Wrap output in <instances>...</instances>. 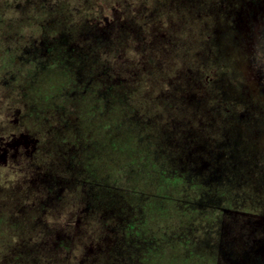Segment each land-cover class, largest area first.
I'll use <instances>...</instances> for the list:
<instances>
[{
	"label": "rangeland",
	"instance_id": "rangeland-1",
	"mask_svg": "<svg viewBox=\"0 0 264 264\" xmlns=\"http://www.w3.org/2000/svg\"><path fill=\"white\" fill-rule=\"evenodd\" d=\"M12 1L14 0H0V11L2 8L7 9V4ZM102 1L104 10L102 7L101 11L112 19L111 11L113 10L115 16H121L117 10L123 7L128 14L132 11L140 14H143L142 10L145 12L142 0ZM171 1L173 4L167 8L165 15L151 18L150 24L160 34L168 32L172 26L173 37L176 40L184 39L186 57L183 58L180 54L175 56L169 52L172 49L169 46L166 49L168 52H164L166 54H152L149 66L146 60L143 61L145 67L142 65L141 69L136 65L138 57L128 52L124 57L128 59L125 68L131 69L135 66V70H143V76L157 89L152 98L158 95V91V96H168L166 91L169 87L164 85L168 81L172 83V87H183L193 93L194 99L203 105L205 111L200 116L191 117V126H183L187 132L185 135L191 132L194 135L192 146L200 145L205 148V153L198 154L209 162L210 185L229 184L220 186L217 191L229 195L233 206L240 204L244 198L246 204L236 207L245 213L250 212L253 216L224 212L214 223L219 211L209 210L206 206L205 211L202 209L191 215L187 214V219L182 216V207H173L171 202L166 203L158 197L155 198L156 195L150 200H144V195L154 194L157 187V195L166 198L177 194L172 191V187L181 190L182 187L166 185L158 178L153 179L146 175V169L151 165L140 159L143 154L142 146L140 147L136 139L137 132L134 131V135L131 130L112 128V123L120 119L118 112L112 113L109 108L100 110L94 107L95 101H88L78 85L75 86L78 89L76 95L67 94L68 91L64 90L57 92L64 78L46 68L33 75L30 72L31 65L6 59V53L7 56H18L31 50V44L36 43L40 37L32 31L29 26L31 21L26 16L0 13V138H3L0 139V264H132V258H129L131 254L127 255L122 242L120 228L126 221L132 227L133 217L141 227L137 231L135 229L136 233L155 241L152 245L150 243L141 248V264H162V256L172 258L173 264H215L207 255L190 254L189 246L181 244L177 238L174 239L175 235L192 231L197 236L204 227L206 241L223 256L219 260L220 264H264V248L259 247L264 246V0H239L240 4L235 3L236 8L234 7L227 19L215 5L225 4L230 8L232 0ZM98 2L97 0V8L100 7ZM226 20L233 33L226 29ZM99 23L97 25L102 28V22ZM121 23L119 20L117 26ZM217 28L223 29L218 39L214 36ZM236 51L240 60L237 63L244 76L243 80L238 79L241 84L246 83L244 85H235L233 80L238 72L235 65ZM103 59L104 62L108 60L107 57ZM108 67L105 71L109 77L117 73V78H120L119 75L124 73L119 63L113 64L112 68ZM187 67L192 68L191 72L186 70ZM178 74L179 79L176 78ZM125 77L128 79L126 75ZM211 79L213 83L209 87ZM134 82L136 81L131 82L128 88L121 89H135ZM120 84L117 86L121 87ZM75 87H72L74 91ZM210 89L217 91L210 92ZM230 93H238L245 99L250 93L252 97L242 104L225 100L224 95ZM142 98V102L138 97L130 101L138 109L130 117L135 116L138 122L145 120L149 125L164 128L161 119V116L163 120L165 118L162 114L164 111L153 107L150 98ZM30 105L44 109V113L48 111L46 108L64 109V114L73 119L70 121L72 125L68 131L56 130L51 138H45L30 129L26 133L27 121L24 116ZM255 123L256 129L246 126ZM53 125L60 128L58 123L51 120L50 126ZM75 128L84 133L90 149L78 158L74 170L91 171V176L96 177L100 184L108 186L103 189L110 195L115 193L109 188L113 182L117 187L124 186L129 190L120 196L122 201L114 194L115 198L112 199L117 203H110L111 218H103L98 207H91L87 211L86 207H75L74 199L84 196L77 184L80 178L71 179L72 173L70 170L66 172L65 164L59 161L62 158L66 162V156L60 152H69V144L72 142L64 147L60 146L58 151L53 142L63 141ZM10 133H14V136L6 139ZM22 133L37 140V149L31 158L18 154V145L15 142L28 140ZM23 146L30 150V145ZM154 149L152 147L151 150ZM75 150L72 148V152L77 154ZM148 153L151 155L150 151ZM37 170L42 173H56L64 182L62 198L56 203L53 202V206L31 207L39 195L36 192L37 182L33 178V173ZM242 175L245 178L240 179ZM239 182H246L250 187L249 200L246 195L242 196L237 191ZM253 187L256 188L255 191ZM233 190L235 191L232 192ZM123 201L138 203L146 211L135 213L139 207H134V204L132 207L123 208ZM17 223L20 229L16 228ZM159 237H167L168 240L159 242ZM15 247L20 253V248H23L26 254L14 253ZM27 249L31 258L25 257L28 256ZM133 264H140V261L137 263L135 260Z\"/></svg>",
	"mask_w": 264,
	"mask_h": 264
},
{
	"label": "trees",
	"instance_id": "trees-1",
	"mask_svg": "<svg viewBox=\"0 0 264 264\" xmlns=\"http://www.w3.org/2000/svg\"><path fill=\"white\" fill-rule=\"evenodd\" d=\"M98 1L100 4L98 8L96 6L97 0H14L10 2L7 4V9L2 8L0 13H14L20 14L22 17L26 16L28 20L31 21L29 26L32 31L38 34L40 39L36 43H33V45L31 44V50L23 52L21 55L14 56L11 54L7 56L6 53V59L12 62L18 61L23 64L29 63V65L32 66L33 75L46 68L49 72H54L58 76L63 77V83L56 90L57 92L64 90L65 92L68 91L67 94L76 95L78 94V89L74 84L82 88L81 92H91L86 85L90 83L89 86H92L98 81L102 96L108 98L110 94L112 95L110 97L111 99H109L112 104L107 105V107L123 109L131 103L130 101L133 100V98L138 97L141 102L143 96L144 98H150L153 107L163 109L162 111H164L162 112L165 116L164 120L160 115L164 122V128L155 127L153 124H146L145 120L144 122L143 120L138 122V118L134 116L132 121L134 124L133 126H135L134 131L137 132L136 139L140 145L144 146L150 142V145L155 147L152 153L157 160L155 162H157V164L159 162V166H162L161 161H158L159 155H162L164 159L166 158L165 156H167L168 161L165 163L169 166V169L170 163L173 164L171 161V155L174 157L173 151L178 152L176 149H183L184 155H187L184 151L186 149L184 146L185 141L192 142L191 146L192 144L194 145V141L192 140L194 135L191 134V132L185 135L187 132L183 126H191L193 122L191 117L193 115L200 116V114H203L205 111V108H203V105L199 103L198 100L194 99L193 93H191L190 90H186L183 87H172V83L169 81L164 84L166 87H169L166 91L168 96H158V91V95L156 94L157 96L152 98L153 92H157V89L152 86L153 84L148 82L147 77L143 76V70L142 73L139 69L135 70V66H132L131 69L129 67L125 68L127 67L126 61L128 59L124 57L128 52L135 54V56L138 57L136 65L141 69L143 68L142 65L145 67L143 61L146 60V64L149 66L152 61L151 55L154 53L161 55L165 51L168 52L166 49L169 46L172 48L169 52L174 53L175 56L178 57V54H180L183 58L186 57L184 52V39L181 38L180 40H176L173 37L172 26L168 29V32L164 31L163 34H160V32H156V29L150 24L151 18L165 15V11H167V8L173 3L171 0H142L143 6H145V12L142 10L143 14L137 11H132L128 14L126 8L123 7L117 10L121 16L119 14L115 16L116 14L114 15L113 10L111 11L110 9L113 16L112 19L106 16L100 9L103 7L102 10H104L103 1ZM132 1L135 2L137 0ZM235 3L239 5L240 1L232 0V7L230 8L225 4H216L215 7L219 12L224 14L227 19L228 15L234 11ZM119 4L120 7H122V4ZM149 6L150 8H148ZM119 20L122 21V23L117 26ZM99 22H102V28L97 25ZM226 27L227 30L233 33L232 27L228 24L227 20ZM222 33L223 29L217 28L216 33L214 32L215 38L218 39ZM104 57L108 58L106 62L103 61ZM235 61L238 72H236L237 75H234L233 80L235 85H237L241 84L238 78H242V80L244 78L237 63V61H240L238 59V52L235 56ZM118 63L124 73L119 75L120 78H117V73H115L113 77H109L105 70L109 68L108 66L112 68L113 64ZM137 66L136 68H138ZM187 68L186 70L191 72L192 68ZM179 76V74L176 75V78L179 79ZM99 79L103 80V82L108 80L107 82L111 83L112 81L122 80L120 84L121 87L117 86L119 83L115 82L111 89H107V84H105V82L104 84L101 83ZM133 81H136L134 82L135 87H133L135 89L129 91L121 89L122 87L128 88ZM212 83L213 79L210 80L208 86L210 87ZM244 84L246 83L242 82L241 85ZM247 85L245 87H247ZM73 86L75 87V91L72 89ZM86 87L87 89H85ZM71 89L72 92H69ZM209 91L215 92L217 90L210 89ZM247 92L250 91L248 90ZM247 96H250V93H248ZM224 99L233 100L234 102H238V100L242 103L248 102V97L246 100L244 96L238 93L237 95L232 93L227 96L224 95ZM134 109L135 112L138 110L136 106ZM120 113L121 112H119V114ZM187 114L189 117H187ZM121 117L122 115H120V119L117 122L112 123V128H114V130H121L120 127L122 126L121 124H123L121 123ZM187 118H189V120ZM174 119L178 120L176 121ZM183 120L186 121L184 122ZM144 123L146 129L145 134H142L140 128ZM66 124V126L69 127L70 123L66 122ZM126 124L125 122L123 125ZM227 135L232 137L230 134ZM199 146L200 145H195L193 148L195 149ZM181 155L182 153L176 154V156L179 157ZM197 155L199 154L192 155V157L195 158V164H192L193 167H199L201 165L200 161L196 160ZM203 159L207 161L205 157H203ZM34 226H37V224ZM16 228L20 229L18 223L16 224ZM20 249L22 253H20L19 249L16 247L13 249V252H17L20 255L26 254L23 252V248ZM26 252L28 256L25 257L31 258L30 251L27 249ZM168 258V256H162L161 263L173 264L172 258Z\"/></svg>",
	"mask_w": 264,
	"mask_h": 264
},
{
	"label": "flooded vegetation",
	"instance_id": "flooded-vegetation-1",
	"mask_svg": "<svg viewBox=\"0 0 264 264\" xmlns=\"http://www.w3.org/2000/svg\"><path fill=\"white\" fill-rule=\"evenodd\" d=\"M30 72L32 73V69H30ZM99 81L103 84H104V82H105V84H108V85L110 84V82H107L108 80L103 82V80L99 79ZM121 81L122 80H116L115 82L121 83ZM114 83L112 82L110 84V86H106L107 89L108 88L111 89V87L113 86ZM89 84H87L86 86L91 90V92H88V91L84 92L83 91V95L87 96V100L91 101L93 99L95 101L93 106L98 107L100 110H105V109L109 108L108 110L110 112H112V111H115L118 113L121 112L120 113V115H122L121 123H123V124L125 122L127 123L126 125L121 124L122 125L120 127L121 131L131 130L133 132V134L135 135V133H134L135 126H133L134 124L132 121V117H130L132 115L131 113L135 112L134 106L130 103V104H128L129 107L127 105V107H125L123 109L122 108L118 109V108L109 107V106L107 107V105L112 104V102L109 101V99H111L110 97L112 95L110 94V97H108V98H106V96H102V94L100 93L101 88L99 86L98 81L96 83H94L92 86H89ZM74 86H76V84H74ZM87 87L85 89H87ZM94 92H96V93H94ZM251 97L252 96H248V99ZM238 103H242V102L240 100H238ZM43 110L39 109L36 105L28 106V108L26 110V114L24 116L26 118V121H27L26 133L30 129L31 131H34V133L39 134L41 136H44L45 138H47V137L51 138L53 133H56V130L61 131V129H64L65 131H68L70 125H72L70 123V121L73 119L71 118V116L68 117L64 114V112H65L64 109L54 110L53 107H51L49 109L46 108V110H48L46 113H44ZM57 110H60V111H57ZM161 110H163V109H159V111H161ZM109 111L107 113H109ZM100 113H102V112H100ZM112 113H114V112H112ZM45 114L48 116L47 117H41V115H45ZM51 120L58 123L60 128H55L54 127L55 125L50 126ZM15 122H16V120L13 121V123H15ZM66 122L70 123L69 127L66 126L67 125ZM255 124H247L246 126L249 128H255V127H257V124H256V126H255ZM125 126H127L128 129H126ZM145 129H146L145 124H142V127H141L142 134H145ZM22 134H24V133H22ZM45 134H46V136H45ZM83 134L84 133H82L79 128H75V130H72L71 134H68L67 136H65L66 138H64L63 141H58V140L56 141L54 139H52V141L54 140L53 142H55L54 147H56V149H57L56 151L59 150L60 146L64 147L65 145L72 142V144L71 143L69 144L70 145V148L68 149L69 152H65V151L60 152L59 151L64 156H66V159H67L66 162H64V159H62V158H59V159H61L59 161H61L65 164L64 170L66 172L68 170H70V172L72 173V174L70 173L72 175L71 179L80 178L79 183H77V184L80 187L81 192L83 193L84 196H79V198L77 197L74 199V204H76L75 207H86L85 211H87L91 207H98L99 210L101 211L102 215H103L102 216L103 218L106 219L107 216H109V218H111L112 215L111 214L109 215V213H112V211H110V207H112L110 203L111 202L117 203L115 200H113L115 198V195H117V199L122 201L123 199L120 196L125 194L126 192L128 193L129 190H127L124 186L118 185V187H117V184L113 182L112 183L113 185H111V187H109V188H112V190H114L115 195L114 194L110 195V193H107L106 189H103V187L108 188V186L100 184L97 181L96 177L94 178V176H91V175H93L91 173V171H85L82 169H79V171L74 170L75 162L76 161L78 162V158L80 156L82 157L84 155L82 153H84L88 149H90V145L87 143V140L84 139L85 137ZM12 136H14V133H10L9 136L6 137V139L12 138ZM24 136L27 137L29 141L27 140L28 142L27 141L26 142H15L18 145L17 151L19 150L18 154H20V156L24 155L27 158H31L32 155L35 154V150L37 149V140L34 139L33 136L28 135V134H24ZM0 139H3V138H0ZM73 141H74V143H73ZM29 142H30V144H29ZM191 143L192 142H190V141L189 142L185 141L184 146L186 147V149L184 151L187 155H184L183 149H180V150L176 149L178 152L173 151L174 157H172V155H171V161L175 165L170 163L169 169H168L169 166H167V164L165 163L168 161L167 156H165L166 158L164 159V157L162 155H159L158 161L160 160L162 163V166H159V162H158V164H157V162H155L157 160L154 158L155 156L152 153L154 150H151L152 147H154V146L150 145L151 144L150 142H148L147 145H144V146L140 145V147L142 146L141 148H142V154H143V156L140 159L145 160V163L151 165V167L146 169V175H150L151 178H153V179L158 178V180H161L162 183H165L166 185L174 184V185L182 187V190H181V188L172 187L171 188L172 191H176L177 194L173 195L171 198H166V197H163L159 194L157 195V192L159 190V188L157 187L154 194L152 193L149 195H144V197H143L144 200L145 199L150 200L153 195H156L155 198L158 197L159 199H161L160 201H163L166 203L171 202V205L173 207L174 206L175 207H178V206L182 207L181 210H184L182 212V216H183V218H187V219L189 218V215H187V214L191 215V213H194V212L202 210V209L205 211L204 207L206 206L209 210L211 209L214 211H216V210L219 211L218 217L215 216V219L213 220L214 223L219 220V217L221 215H223L224 212H227V213L232 214V215H238V216H246V217L253 216L250 212L245 213L239 209V207L243 206V204L244 205L246 204V201L244 198H242V200H241V203H240L241 205L237 204L236 206H239V207H236V206H233V204L231 203L232 199L230 198L229 195L226 196L225 193H219L217 191V188H219L220 186H222V185L229 186V184H215L213 186L210 185L211 176H210V173L208 170V167H210V165H209L208 161H204L203 156H200V155L196 156V160L200 161V164H201L199 167H193L192 166V164H195V160H194L195 158L192 157V155L193 154L196 155V154H198V152L205 153V148L203 146H199V147H196L194 149L193 146H191ZM3 144H1V145H3ZM5 144L8 145V143H6V142H5ZM25 144L30 145V150L25 149V146H23ZM75 144H77V145H75ZM72 148H75L76 149L75 152L77 151L78 153L74 154V152H72ZM148 151H150L151 155H149ZM177 153H182V155L180 157L176 156ZM33 174H34L33 178L37 182V186H38L36 188V190H37L36 192H38L39 195H37V197L35 199L36 203L34 202L31 205V207H50L51 205L53 206V202L56 203L57 201H60V197H61V194L63 191V184H64V182L61 181L60 177L57 176L56 173H52L51 171H47L46 173H42L40 171L38 172V170H37V172H35ZM236 177H237V175H236ZM241 178H245V175H242V177H240V179ZM246 184H247L246 182H239L236 189H237V191L241 192L242 196L246 195L248 197V200H249V193L251 192V189ZM246 189H248V190H246ZM252 189L254 191L256 190V188H254V187ZM235 190H233L232 192H234ZM118 192H120V193H118ZM160 194H163V192ZM205 199H207V200H205ZM125 201H123L125 203L122 206L123 208L124 207H132V205L134 204V207H139V209L137 211H135V213H137V212L145 213L146 209L142 205L139 206V205H137L138 203H135V202L134 203H130V202L126 203ZM119 205H120V203H119ZM80 212H82V210ZM133 220H134V222H133L132 227H130V225L128 224L127 221L121 225V228H120L122 231L121 232V235H122L121 239L125 245L127 255L131 254V256L129 257L130 259L132 258L131 263L133 264V262L136 260L137 263H138V261H140V264H141L142 260L140 259L141 256H139L141 248L147 247V245H149L150 243H151L150 245H152L155 241L153 242V238H152V240H149L148 237H146V236L142 237L141 234H137L136 231L138 230V228L141 229L140 223L136 222L135 217H133ZM204 221H205V218H204ZM135 229H136V231H135ZM186 233H184V235L181 234L180 236H179V234L175 235L174 239L177 238V240L181 244H185V245L189 246L190 254L196 253V254H202L203 256L207 255V257H211L213 263L220 264L219 260H221V258L223 256H221V252L217 253L214 250V247H211V245H209L208 242L206 241V239H205V227L201 228V230L199 231L197 236H195V234H193V231L190 233H187V235H185ZM158 239H159V242H161L163 239H166V242L168 240L167 237L166 238L159 237ZM156 241L158 242L157 239H156ZM259 247L262 249L264 248V246H262V245ZM216 250H217V248H216ZM132 255H134V257H132ZM145 256L146 255H144V257ZM203 258H205V257H203Z\"/></svg>",
	"mask_w": 264,
	"mask_h": 264
}]
</instances>
